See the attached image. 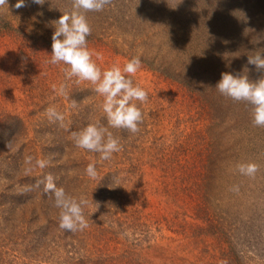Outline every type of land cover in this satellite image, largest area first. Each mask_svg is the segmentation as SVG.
I'll list each match as a JSON object with an SVG mask.
<instances>
[{
	"label": "trees",
	"instance_id": "16d2710c",
	"mask_svg": "<svg viewBox=\"0 0 264 264\" xmlns=\"http://www.w3.org/2000/svg\"><path fill=\"white\" fill-rule=\"evenodd\" d=\"M26 2L27 7L15 9L16 0H8L9 10L0 9V39L15 44L13 73L38 104L29 112L28 128L21 115L0 102V264H151L143 249L158 239L199 235L212 242L201 248L205 259L196 264H264V171L243 177V182L248 178L247 194L252 188L260 192L246 207L232 193L239 187L233 181L241 174L239 164L264 167V126L253 123L252 105L216 88L224 72L252 81L264 78V71L248 63V56L264 55V0H182L175 8L178 0H111L101 11L86 12L89 50L101 48L126 62L139 57V70L149 71L153 83L174 85L200 120L188 140L180 133L170 135L178 145L173 148L160 131L165 117L154 109L152 91L129 77L148 93L146 102L136 101L143 122L136 134L110 128L122 151L102 162L99 153L75 151L71 133L97 121L107 126L103 97L85 83L66 86L67 97L59 96L41 85L39 76L53 68L65 74L67 65L48 61L55 21L71 10L72 0ZM50 106L63 114V126L48 119ZM38 159L49 166L40 169ZM93 161L97 179L85 173ZM142 162L158 165L164 183L189 198L188 213L161 219L141 215L138 200L121 185L126 180L136 192L141 189ZM49 173L57 187L89 199L84 210L88 228L59 227L54 196L44 191ZM219 173L223 189L213 184Z\"/></svg>",
	"mask_w": 264,
	"mask_h": 264
},
{
	"label": "clouds",
	"instance_id": "9594fccd",
	"mask_svg": "<svg viewBox=\"0 0 264 264\" xmlns=\"http://www.w3.org/2000/svg\"><path fill=\"white\" fill-rule=\"evenodd\" d=\"M31 2L43 5L45 0H31ZM181 2L182 0H178L173 8ZM110 3L111 0H72L71 10L63 12L55 21V31L51 36V59L48 61L51 64L67 65L68 67L64 69L66 79L75 78L77 83L87 81L94 86L93 90L103 97L102 109L107 119V126L97 121L71 133L77 148L99 153L101 162L111 160L114 153L122 151L119 138L109 129H125L132 134L138 133L139 126L143 122V112L136 101L144 103L148 99L147 91L141 85L134 84L129 78L135 76L141 67L139 57H132L123 67L113 64L102 71L92 59L93 53L87 48L86 38L91 34V28L85 13L101 11ZM27 6L26 0H16L12 7L20 9ZM4 7L9 10L8 0H0V8ZM96 55L99 58V54ZM248 63L264 71V55L261 51L248 56ZM52 87L57 95L67 97L65 84L61 83L59 87L53 84ZM216 88L221 94L234 101H244L252 105L253 123L256 126H264V78L252 81L247 75L224 72ZM71 106L75 107L76 102L72 101ZM46 115L50 121L60 122L63 126L64 116L55 106L47 108ZM32 159L31 156L25 157L26 163L29 164ZM49 163L46 159H38L36 166L44 169ZM238 170L241 174L254 176L258 171V165L253 162L242 163L238 165ZM85 173L90 179H97L95 161L87 165ZM43 183L44 191L54 196V205L59 209V227L62 230L75 232L89 227L84 215V210L90 202L88 198L74 197L63 187H57L50 173L45 176ZM98 207L97 204L93 212L97 211Z\"/></svg>",
	"mask_w": 264,
	"mask_h": 264
},
{
	"label": "rangeland",
	"instance_id": "374dc122",
	"mask_svg": "<svg viewBox=\"0 0 264 264\" xmlns=\"http://www.w3.org/2000/svg\"><path fill=\"white\" fill-rule=\"evenodd\" d=\"M14 51L15 44L11 39L8 37L0 39V102L6 109L21 115L25 119L28 128H30L33 119L30 117L31 113L29 115V112L36 110L38 104L33 101L35 99L31 98L29 93L22 91L20 80H17V74L13 73L12 57ZM90 51L93 53L92 59L102 71L113 64H119L123 67L126 62L120 57L104 53L101 48H92ZM96 54H99V58ZM39 76L42 80L41 85H44L46 89L52 92H55L52 87L53 84L57 85V87L61 83L69 87L82 83L90 84L87 81L77 83L75 78L66 79L65 74H62L59 69L56 70L54 68L52 71L48 72L46 70L45 73H40ZM135 77L141 85L146 86L148 91H152V96L155 97L156 103L155 106L151 105L154 106V109L158 110L159 116L165 117L160 131L166 134L168 142H170L173 148H178V145L170 139V135L180 133L185 135L188 140L189 135L193 130H196V125H198L200 120L195 119L194 113L189 110L188 103L180 97V91L174 85L165 81L153 83L151 80L153 76L149 71L138 70ZM165 119H168L170 122H165ZM74 150L77 151L76 146H74ZM145 151L146 149L143 152ZM78 155L79 151L77 152ZM176 155H180V153ZM258 169L264 171L263 166H259ZM140 171L143 185L141 189L139 188V191L136 192L134 190L133 182L126 180L122 182L121 187L125 189L130 197H136L143 217L149 216L150 218L161 219V217H168L174 212H176L177 216H182V210L188 213L190 207L189 198L175 191L170 187L169 182L164 183L165 179L161 176V170L158 165L142 162L140 164ZM219 174L220 179H214L213 184L219 188L222 186L223 189L224 179L221 173ZM244 176L246 175L240 174L237 179H233L239 187L233 188L232 193L235 195V201L237 200L239 205L241 204L246 207L248 201L253 200L251 199L252 195L255 197L257 194L260 195V192L258 189L252 188L250 192L252 194H247L249 192L244 189V186L248 185V178L243 182ZM220 191L222 192V190ZM144 201L145 205L143 206L142 203ZM186 219L189 221L188 217ZM159 240L158 243L151 244L143 249V254L149 259L151 264H196L200 259H205L201 248L204 245L209 246V243L211 245L212 242L211 237L205 235H199L196 239L179 237L169 241ZM209 259L214 263L216 262L215 257H209Z\"/></svg>",
	"mask_w": 264,
	"mask_h": 264
}]
</instances>
